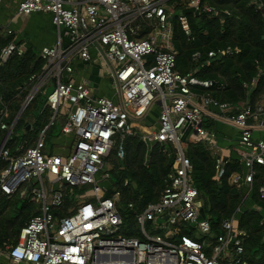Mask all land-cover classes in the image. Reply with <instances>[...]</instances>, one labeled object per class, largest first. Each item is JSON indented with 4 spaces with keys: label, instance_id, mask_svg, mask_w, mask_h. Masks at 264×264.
<instances>
[{
    "label": "built area",
    "instance_id": "built-area-1",
    "mask_svg": "<svg viewBox=\"0 0 264 264\" xmlns=\"http://www.w3.org/2000/svg\"><path fill=\"white\" fill-rule=\"evenodd\" d=\"M201 7V0H189L194 13ZM203 9L218 12L209 3ZM35 12L51 13L57 37L42 48L46 67L30 77L32 89L23 106L45 88L54 114L34 145L25 148L21 144L11 154L7 143L20 117L9 126L3 119L7 105L0 109L1 128L10 132L0 148V157L9 160L0 189L9 197L20 194L40 209L21 228L17 241L0 249L7 264H264L246 256L249 234L240 227L236 214L223 221V232L215 240L206 237L212 233L211 220L201 216L194 164L183 144L193 132L218 154V133L206 126L205 118L212 113L211 106L219 108L221 113H212L213 117L239 130L242 168L232 182L248 184L252 190L256 165L264 164V138L254 137L256 129L264 128V100L256 105L220 102L195 89L209 88L213 80L200 78L195 70L182 73L177 69L173 16L190 34L188 15L168 11L167 0H19L12 19ZM10 22L0 25L15 33L1 49L0 64L26 49L25 43H18L17 30ZM234 52L232 46L211 50L206 64L216 55ZM193 56L198 59L201 52ZM98 59L109 68L116 97L99 94L87 80L73 77L78 60L91 63ZM155 105L161 106L157 125L141 127ZM57 120H64L61 134L73 136L61 150L47 141L48 128ZM138 131L150 148L154 143L176 147L169 183L158 200L141 212L129 204L142 237L123 233L120 193L107 196L109 187L103 185L110 179L107 157L119 144V155L124 158L125 138ZM261 192L264 196V186ZM70 193L74 203L69 213L55 212L66 205ZM152 224L156 233L148 230ZM184 226L201 231L202 238L184 233Z\"/></svg>",
    "mask_w": 264,
    "mask_h": 264
},
{
    "label": "trees",
    "instance_id": "trees-1",
    "mask_svg": "<svg viewBox=\"0 0 264 264\" xmlns=\"http://www.w3.org/2000/svg\"><path fill=\"white\" fill-rule=\"evenodd\" d=\"M259 1L262 6L258 5ZM201 3V11L194 13L189 8V0H167V10L184 11L191 26L190 34H187L178 17L173 16L177 69L182 73L195 70L200 78L213 80L211 87L198 86L195 89L209 93L220 102L237 105L241 101H248L256 105L263 101L264 0H201ZM205 3L213 5L218 12L204 10ZM40 14L35 12L32 18H38ZM42 24L34 22L31 25L28 22L27 25L35 30L34 39L29 27L21 31L18 43L26 44L25 51L15 52L7 62L0 64V109L7 105L8 111L3 119L9 126L14 123L32 89L30 77L41 73L46 67L47 61L41 52L44 46L52 43L46 39L49 36L44 35ZM14 37L15 33L0 29V52ZM227 46L235 48V52L227 56L216 55L209 65L206 64L211 50ZM197 51L201 52V56L194 59ZM254 78L256 81L253 84ZM45 90L37 92L17 120L7 143L11 154L17 153L21 144L25 148L34 145L40 132L50 123L54 110L47 104ZM207 124L215 130L214 123ZM55 125L56 122L49 126L48 135ZM7 132L8 129H2L0 123V145ZM124 143V158L119 155V144L107 157L110 179L106 195L120 193V209L125 219L123 233L142 237L135 211L129 208V204L133 203L136 212H141L150 202L158 200L169 183L168 175L175 164L176 147L173 143H154L150 148L139 131L127 136ZM183 144L186 155L194 164L201 216L211 220L212 233L206 237L215 240L223 232V221L236 214L240 227L249 234L245 241L246 256L251 260L264 261V196L261 192L264 164L256 165L248 202V198L244 199L242 186L232 182L233 175L242 168L238 156L224 158L214 153L196 134L186 138ZM219 158H222L221 163L218 162ZM8 164L9 160L0 157V182ZM222 168L224 171L220 174ZM71 195L66 205L55 209V212L69 213V207L74 203ZM39 211L36 203L21 198L20 194L9 197L0 189V249L5 248L7 243L16 242L21 228ZM182 230L197 237L196 232L186 226Z\"/></svg>",
    "mask_w": 264,
    "mask_h": 264
},
{
    "label": "crops",
    "instance_id": "crops-1",
    "mask_svg": "<svg viewBox=\"0 0 264 264\" xmlns=\"http://www.w3.org/2000/svg\"><path fill=\"white\" fill-rule=\"evenodd\" d=\"M5 0L2 1V3L0 4V14L3 13V3ZM12 5V4H11ZM18 5V4H17ZM17 5H12L11 9L10 8H4V11H6V13H4L3 16H7V19L5 20L4 17H0V25L5 26L6 24H8V22L11 20V23H15L19 18H24L28 20L30 18H32L33 14H23L21 16L15 17L12 19L13 15H14V10L16 11ZM49 14H40V16L44 17L47 16V20L48 22L51 23V25L49 26V28L52 29V31L50 30V32L48 33L47 30L44 28V35H46L48 38V41L50 43H54L56 41V37H57V28L54 25L53 21H52V16L51 19H49L48 16ZM28 20L27 21H22L21 23H19V25H16V30L17 32L19 31V33L21 31H25L27 30V28L29 27L30 31H33V39H34V31L31 29V26H28ZM18 24V22L16 23ZM45 39V40H46ZM51 44V45H52ZM47 46V45H46ZM73 77L76 80H87L90 84H92L95 87V90L97 93L102 94V95H106V96H110V97H116L114 94L112 96V91L106 86V82L109 84H112V81L109 77V68L106 65V63L102 60V59H98L94 62L91 63H85L81 60H78L76 62V69L74 72ZM110 81V82H109ZM210 112L218 115L219 113H221V110L217 107H213L211 106L210 108ZM154 107L152 108V110L149 112V114L143 119V122L148 121L151 124L149 126H153V125H157V120H158V116L159 113L157 114V120H154L151 118L152 113H154ZM208 114L206 115V122L207 123H214L213 128L217 131L218 133V137H217V143H218V154H220L222 157L226 158L229 156H235V157H239V153L241 151V147L239 144V130L236 129L234 126H232L231 124H229L228 122L222 120L221 118H219L217 116L213 117V114ZM61 122V121H60ZM146 124V123H145ZM62 125V123H61ZM148 125V124H146ZM141 127H146L145 125L141 124ZM254 137L255 138H264V128H258L255 130L254 132ZM73 136L69 135H60V141L61 143L57 144L55 146L56 149L61 150V146L64 145L65 143L68 144L71 140H72ZM57 140V139H56ZM54 145V144H53ZM243 192H244V199L248 198V202H250V196H251V192L252 190L250 189V186L248 184H244L242 186ZM0 261L2 264H7V258L4 255L0 254Z\"/></svg>",
    "mask_w": 264,
    "mask_h": 264
},
{
    "label": "rangeland",
    "instance_id": "rangeland-1",
    "mask_svg": "<svg viewBox=\"0 0 264 264\" xmlns=\"http://www.w3.org/2000/svg\"><path fill=\"white\" fill-rule=\"evenodd\" d=\"M19 3V0H5L4 1V3H3V6H4V8H10L11 9V7H12V5H17ZM12 4V5H11ZM4 8H3V13H1L0 14V17H1V19H2V17H4V19L6 20L7 19V16H3L4 15V13H6V11H4ZM13 13H15V10H14V12ZM41 13H43V14H49L50 16H51V13H49V12H41ZM179 12L178 11H175V10H173V14H178ZM48 15V16H49ZM48 17L49 19H51V17ZM33 17V16H32ZM47 16H44V17H42V16H39L38 18L36 17V19L35 18H31V19H29L28 20V18L27 19H24V18H19L14 24L13 23H11V26L12 27H15L16 28V25H19V23H21L22 21L24 22V21H27L28 20V22H29V24H33L34 22H37L38 24H42V26L47 30V32L49 33L50 32V30L52 31V29L51 28H49V23H48V20H47V18H46ZM18 22V24H16ZM43 33H44V29H43ZM19 31L16 33V35L18 36L17 38H19ZM108 82V81H107ZM106 82V86L112 91V96L115 94V92H116V90H115V87H114V85H112V84H109V83H107ZM110 82V81H109ZM53 88H54V85H52V86H49L48 87V91L50 92V91H52L53 90ZM114 97V96H113ZM154 113H152V115H151V118L152 119H154V120H157V114L161 111V106H159V105H155L154 106ZM144 123H146V124H148V125H150L151 123H149V122H141V124H144ZM206 126L208 127V124H207V122H206ZM61 122L60 121H58L57 120V122H56V125L55 126H53L52 127V129H50V133L52 134L51 136H50V133H49V135H48V139H47V141H48V143L49 144H52V146H56L57 144H59V143H61V142H59L60 141V135H62L61 134ZM192 135H194V133L193 132H190L188 135H187V138L188 137H190V136H192ZM57 139V140H56ZM54 144V145H53ZM45 180L46 181H48V178H46L45 177ZM108 182H109V180L108 181H106L105 183H103V185H105V186H107L108 187ZM19 205H20V203H18ZM162 221V220H161ZM148 230H149V232H151V233H156L157 231L155 230V224H152V225H149L148 226ZM196 234H197V237L198 238H200V237H202V233H201V231H197L196 232ZM204 236V235H203Z\"/></svg>",
    "mask_w": 264,
    "mask_h": 264
},
{
    "label": "water",
    "instance_id": "water-1",
    "mask_svg": "<svg viewBox=\"0 0 264 264\" xmlns=\"http://www.w3.org/2000/svg\"><path fill=\"white\" fill-rule=\"evenodd\" d=\"M24 109H25V107L23 106L22 109L20 110V112L18 113V118L21 117V115H22ZM61 123L63 124V123H64V120H62ZM13 127H14V126H13ZM13 127L11 128L10 131L13 130ZM9 134H10V132H7V134H6V136H5V138H4L3 142H2V144H1V146H0V148L3 146V144H4L5 141L7 140V137L9 136Z\"/></svg>",
    "mask_w": 264,
    "mask_h": 264
}]
</instances>
